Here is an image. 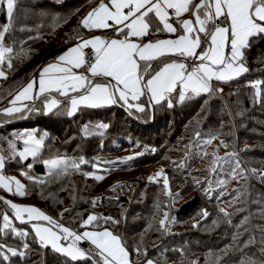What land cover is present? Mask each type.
I'll return each mask as SVG.
<instances>
[{
    "label": "trees",
    "instance_id": "1",
    "mask_svg": "<svg viewBox=\"0 0 264 264\" xmlns=\"http://www.w3.org/2000/svg\"><path fill=\"white\" fill-rule=\"evenodd\" d=\"M97 3L98 0H18L11 20L12 29L6 34L5 43L13 45L16 51L23 47L27 55L14 59L13 69H3L7 78H0V98H7L0 100V103H5L9 99L7 93L24 85L46 62L79 38L94 32L84 29L79 21ZM8 22L4 6H1L0 30ZM22 27L30 30L21 31ZM103 35L108 38L116 33L108 30ZM244 62L249 72L233 81L223 82L230 85L234 92H221L211 98L202 95L172 108L165 104L150 114H129L128 109L117 104L97 109L82 108L72 117L57 112L45 115L42 111L11 122L0 117V145H4L5 154V139L10 138L14 131L37 127L38 132L49 133L40 159H29L25 163L10 161L6 164V175L21 174V169L34 176L45 174L42 160L56 154L84 156L90 161L81 166L79 173L73 172L58 183L44 186L43 196L40 194L41 189L31 186L24 177L25 185L30 186L29 193L23 197L10 196L38 206L60 223L74 229H83L80 222L90 213L113 217L119 221L118 224H105L101 220L98 229L107 227L121 236L134 264H144L146 259L158 264H215L217 256L221 257L219 264H240L249 257L264 260V178L260 175V170L264 172V100L254 103V90L246 86L249 81L264 80V35L251 38L250 47L245 50ZM153 67H159V63L153 62ZM213 84L216 88H222L220 82L214 81ZM88 122L93 125L105 122L110 127L104 130L103 136L93 134L85 137L82 127ZM196 131L201 132L200 143L189 150L186 145L194 139ZM209 134H215V138L210 144L204 145ZM221 141L228 144V147L224 146V151L229 148L231 152L238 153L244 168L260 169L257 174H248L246 182L243 179H229L231 165L225 164L212 175L208 171L212 160V150L209 151V148L212 144L219 152ZM152 148L156 151H146ZM202 150L209 155L201 156ZM186 151L189 152L187 157ZM126 152L132 156L140 152H144V155L126 165L109 166L101 163L100 170L92 166L97 160L102 162L125 158L128 156ZM181 162L183 167H179ZM27 163L33 164L32 169H27ZM158 163L167 165L171 191L180 196L171 211L177 222L171 227L173 234L167 236H162L158 223H153L154 217L158 222L163 217L162 212L167 210L162 209L160 218L157 217L154 202L158 199L166 202L161 187L149 183L144 176L150 165ZM95 175H102L103 179L97 181ZM114 177L118 178L117 181L109 182ZM184 178H190L191 183H182ZM225 179L228 183L223 185V190L219 181ZM196 180L205 183L197 186ZM207 181L212 184L211 196L203 191L209 186ZM177 183L183 186L176 188ZM116 185L123 187L113 191ZM242 186L244 194L233 207L232 200L236 196L234 190ZM8 196L0 189V197L6 199ZM117 196L119 199L115 198ZM93 199L98 200L95 206L91 203ZM211 202L220 204V208L230 213L231 223L226 222L219 211L222 220L215 229L214 225L212 229L207 228L210 224L208 217L194 218L197 210ZM118 204H122L124 209L118 211ZM65 209L69 211L65 212ZM3 211L12 215L11 210L0 201V213ZM245 217L248 218L246 223ZM15 224L20 230H27L29 236L13 238L9 233L0 236V244L22 248L26 240L30 250L25 258L11 257L10 262L0 264H92L91 259L73 262L54 252L50 246L41 247L29 224ZM194 224L197 226L193 227ZM155 235L162 236L161 240H153ZM250 239L253 242L247 243ZM81 246L87 249L85 244ZM138 247L146 251L147 255H138ZM225 248L231 250L225 254L222 251Z\"/></svg>",
    "mask_w": 264,
    "mask_h": 264
},
{
    "label": "snow or ice",
    "instance_id": "2",
    "mask_svg": "<svg viewBox=\"0 0 264 264\" xmlns=\"http://www.w3.org/2000/svg\"><path fill=\"white\" fill-rule=\"evenodd\" d=\"M17 3L18 0H0L9 21L0 30V78L4 79L7 74L3 69H13V60L27 55V50L23 47L16 51L13 45L5 43L6 34L12 29L11 20ZM185 14H189V18L181 19ZM173 18L176 24L170 22ZM79 24L89 31L111 29L119 38H79L74 46L41 67L38 78L33 75L26 84L7 93L11 99L8 100L7 107L0 108V117L11 122L41 111L45 115L57 112L72 117L82 108L97 109L117 104L128 109L129 114H150L158 106L166 104L168 108L174 107V94L179 104L202 95L209 98L219 95L222 89L214 87V81L227 83L249 72L244 54L250 47L251 38L264 35V0H199L198 3L195 0H100L99 5L92 8ZM20 30L30 29L22 27ZM153 30L156 34L167 33L175 38H157L143 42L145 37L153 34ZM89 48L90 54L85 51ZM153 62H158L159 67L154 68ZM246 86L254 90V103L264 100V80L249 81ZM6 98L2 97L0 100ZM109 127L105 122L94 125L88 122L83 125L82 132L85 137L93 134L103 136L104 130ZM200 137L201 132L196 131L194 139L189 141L186 148L190 150L199 144ZM214 138L215 134H209L204 145L210 144ZM48 139L47 131L41 133L36 129L14 131L10 138L5 139L7 154L4 145H0V189L19 197L29 193V185L15 176L5 174L6 164L10 161L25 163L29 159H40ZM220 143L228 147L225 141ZM149 150L156 151L154 148L146 149ZM142 155L144 152L115 161L97 160L92 166L100 170L101 163L109 166L126 165ZM188 155L189 152L186 151L185 157ZM203 155L209 154L202 150L201 156ZM211 156L208 171L213 174L225 164L231 165L229 179H243L246 182L248 174H257L256 169L243 167L236 151L226 152L224 156L213 152ZM89 163L84 156L56 154L42 160L45 174L34 176L21 169V175L31 186L40 188L43 196L44 186L58 183L73 172L79 173L81 166ZM32 167V163H27V169ZM179 167H183V162ZM260 175L264 178V173ZM94 178L99 181L103 176L95 175ZM147 179L149 183L160 185L166 201L157 200L156 214L159 215L162 209L167 210L162 212L163 218L158 222L154 217L153 223H158L162 236L172 235L171 227L177 221L171 211L175 201L180 198L179 193L171 191L170 178L163 168ZM201 183L205 182L195 181L197 186ZM207 183L209 186L203 191L211 196L212 184L211 181ZM227 183L226 179L219 181L220 186ZM122 187L116 185L112 190ZM234 191L236 196L232 200L233 207L244 194L243 186ZM115 198L119 199L118 196ZM0 201L12 213L11 216L7 211L0 213V236H7L9 233L13 238L29 236L27 230L15 227L14 220L29 224L41 247L50 246L54 252L73 262L91 259L92 264H130L129 253L121 236L107 227L103 230H87L89 226L93 229L100 227L101 220L105 224H118L119 221L113 217L90 213L80 222V227L85 230L78 232L38 207L18 204L4 197H0ZM97 202V199L91 201L93 206ZM218 211L223 214L226 222L231 223L229 212L224 208H219ZM200 215L207 218L210 214L202 210ZM247 219L244 218L245 223ZM213 223L216 224L217 221ZM84 241L89 242L92 247L87 250L79 247ZM252 242L253 239H250L247 243ZM29 250L26 240L22 248L0 244V262H10L11 257L16 256L25 258ZM230 250L225 248L222 251L227 254ZM136 251L138 255H147L139 247ZM220 260L221 257L217 256L215 264H219ZM145 264H154V261L146 259ZM241 264H264V260L249 257L241 261Z\"/></svg>",
    "mask_w": 264,
    "mask_h": 264
},
{
    "label": "rangeland",
    "instance_id": "3",
    "mask_svg": "<svg viewBox=\"0 0 264 264\" xmlns=\"http://www.w3.org/2000/svg\"><path fill=\"white\" fill-rule=\"evenodd\" d=\"M106 2V1H105ZM99 3H100V0H98V3L96 4V6L95 7H97L98 5H99ZM1 6H3V5H0V7ZM5 9V8H4ZM5 12H6V9H5ZM221 89H222V92L224 93V94H227V93H231V92H234V89L230 86V85H228V84H223V85H221ZM25 129H28V130H31V129H38L37 127H29V128H23L22 130H25ZM220 147H218V149H220L219 150V152L216 150V148L214 149L213 148V146H212V144H211V146H210V148H209V151L210 150H212L211 152L213 153V152H215L216 153V155H218V156H224V154L226 153V152H231V149H226L225 151H224V146L223 145H219ZM127 154L126 155H128V156H132V154H130L129 152H126ZM211 153V154H212ZM127 156V157H128ZM210 157H212L211 155H210ZM161 168H163L164 170H165V172L167 173V175L169 174V168L167 167V165L166 164H164V163H158V164H153V165H150L146 170H145V172H146V175H144L145 176V178L146 177H149V176H151V175H154L156 172H158ZM258 171L260 170V169H257ZM260 172L261 173H264L263 171H261L260 170ZM45 173H46V169H45ZM212 175H214V174H212ZM9 176H15V177H17V178H19V179H21V181L25 184V182H24V178H23V176L21 175V174H17V173H12V174H10ZM126 176H120L119 178H125ZM116 179H118L117 177H114V178H111L110 180H109V182H114V181H117ZM161 182H162V179H161ZM124 183V182H123ZM122 183V184H123ZM182 183H191V180H190V178H189V180L187 179V178H184V180L182 181ZM236 185V184H235ZM183 186V184L181 185V183H177L176 184V188H181ZM186 186V185H185ZM223 187V190H224V186H222ZM132 195V193H130L129 194V196H131ZM6 199H8V200H16V201H18V202H22V203H27V202H25V201H22V200H20V199H18V198H16V197H12V196H9V197H6ZM161 201V200H160ZM161 202H163V201H161ZM227 202V201H226ZM157 203V201L156 202H154V204H156ZM231 203V202H230ZM31 204V203H30ZM34 205V204H33ZM230 204H228V206H229ZM118 206V211H120L119 209H124L123 207V205L122 204H118L117 205ZM204 207L203 208H200L199 210H197L196 212H195V215H194V218H196V219H201L202 218V216L200 215V213L202 212V210H206L210 215L208 216V218H209V221H210V224L209 225H207V228L208 229H212L213 228V225H214V229L215 228H217V226H218V224L217 223H219V221H221L222 220V215H220L219 213H218V209L221 207V205L220 204H218V203H214V202H211V203H205L204 205H203ZM228 206L226 207L227 209H229L228 208ZM160 215L161 214H159V215H157V217L158 218H160ZM9 216H11V215H9ZM163 218V217H162ZM213 221H217V223L216 224H214L213 223ZM190 222V221H189ZM192 222V221H191ZM13 223H14V225H15V227L17 228V226H16V224H15V221L13 220ZM183 226H185V227H187L188 226V224H184ZM17 229H19V228H17ZM161 238H162V236H154V239L153 240H155V241H159V240H161ZM247 258H244L243 260H246ZM154 263H155V261H154ZM157 263V262H156ZM241 264V263H240Z\"/></svg>",
    "mask_w": 264,
    "mask_h": 264
},
{
    "label": "crops",
    "instance_id": "4",
    "mask_svg": "<svg viewBox=\"0 0 264 264\" xmlns=\"http://www.w3.org/2000/svg\"><path fill=\"white\" fill-rule=\"evenodd\" d=\"M195 2H199V0H195ZM187 18H189V14H185L183 17H181V19H187ZM170 22H172V23H174V24H176V20H175V18H173ZM108 30H111V29H108ZM108 30H103V29H101V30H96V29H93V33H91L90 35H88V36H86V37H84V38H91L92 36H102V37H105L104 35H103V32L104 31H108ZM108 38H119V37H117L116 35H114V36H111V37H108ZM157 38H160V39H165V38H175L174 36H171L170 34H167V33H159V34H156L155 32H154V30H153V34L150 36L149 35V38H144V40H143V42H148L149 40H154V39H157ZM77 42H79V40L77 41ZM76 42V43H77ZM76 43H74L73 45H71L70 47H72V46H74ZM70 47H68V48H70ZM67 48V49H68ZM66 49V50H67ZM66 50H64V51H66ZM87 50V49H86ZM85 50V51H86ZM63 51V52H64ZM63 52H61V53H63ZM60 53V54H61ZM60 54H58V55H60ZM57 55V56H58ZM55 58V57H54ZM54 58H52L51 60H49L48 62H46L44 65H46L47 63H49V62H51V61H53L54 60ZM43 65V66H44ZM42 66V67H43ZM38 74H39V71H38V73L37 74H35L36 76H37V78H38ZM32 78V77H31ZM30 78V79H31ZM29 79V80H30ZM28 80V81H29ZM27 81V82H28ZM26 82V83H27ZM25 83V84H26ZM221 83V85H223V82H220ZM38 86V85H37ZM9 99H11V97H9ZM8 99V100H9ZM8 100L7 101H5V103H4V105H3V103H0V108H3V107H7L8 106ZM173 103H174V105H179V103H177V99H176V94H174V97H173ZM5 191V190H4ZM7 194H9V196H10V193H8L7 191H5ZM8 196V197H9ZM12 201L13 202H15V203H18V204H23V205H31V206H35V207H38V206H36V205H33V204H30V203H22V202H18V201H16V200H13L12 199ZM39 208V207H38ZM41 209V208H40ZM42 210V209H41ZM44 211V210H43ZM45 212V211H44ZM46 213V212H45ZM46 214H48V213H46ZM49 215V214H48ZM51 216V215H50ZM54 218V217H53ZM54 219H56V218H54ZM57 220V219H56ZM59 221V220H58ZM16 222V221H15ZM19 223V222H18ZM66 226V225H65ZM67 227H69V226H67ZM71 228V227H70ZM71 229H73V230H76V231H78V232H82V231H84L85 229H81V230H79V229H74V228H71ZM87 230H103V229H98V228H96V229H93L91 226H89L88 227V229ZM89 242H87V241H84V242H81L80 244H79V247H81L82 249H85V247H82L81 246V244H85L86 246H87V244H88ZM86 250V249H85ZM129 253V252H128ZM129 261H130V264H134L133 262H132V260H131V257H130V254H129ZM145 264V263H144ZM154 264H158V263H154Z\"/></svg>",
    "mask_w": 264,
    "mask_h": 264
},
{
    "label": "built area",
    "instance_id": "5",
    "mask_svg": "<svg viewBox=\"0 0 264 264\" xmlns=\"http://www.w3.org/2000/svg\"><path fill=\"white\" fill-rule=\"evenodd\" d=\"M86 52H88L89 54L91 53V49H87ZM92 246L90 245V243L87 244V249H90ZM86 249V250H87Z\"/></svg>",
    "mask_w": 264,
    "mask_h": 264
},
{
    "label": "water",
    "instance_id": "6",
    "mask_svg": "<svg viewBox=\"0 0 264 264\" xmlns=\"http://www.w3.org/2000/svg\"><path fill=\"white\" fill-rule=\"evenodd\" d=\"M153 118H154V113H153Z\"/></svg>",
    "mask_w": 264,
    "mask_h": 264
}]
</instances>
